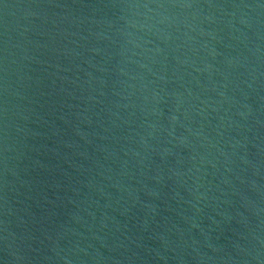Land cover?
<instances>
[{
    "label": "water",
    "instance_id": "obj_1",
    "mask_svg": "<svg viewBox=\"0 0 264 264\" xmlns=\"http://www.w3.org/2000/svg\"><path fill=\"white\" fill-rule=\"evenodd\" d=\"M0 264H264V0H0Z\"/></svg>",
    "mask_w": 264,
    "mask_h": 264
}]
</instances>
